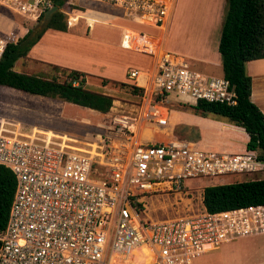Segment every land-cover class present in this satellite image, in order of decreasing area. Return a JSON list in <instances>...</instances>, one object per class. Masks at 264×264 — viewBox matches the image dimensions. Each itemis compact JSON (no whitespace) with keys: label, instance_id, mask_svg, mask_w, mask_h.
<instances>
[{"label":"built area","instance_id":"1","mask_svg":"<svg viewBox=\"0 0 264 264\" xmlns=\"http://www.w3.org/2000/svg\"><path fill=\"white\" fill-rule=\"evenodd\" d=\"M89 1L120 9L135 24L124 29L120 47L150 59L147 69L128 72L143 92L131 110L111 108L104 115L95 143L21 129L10 136L1 124L0 165L13 172L16 185L0 232V264H192L223 242L264 234V205L203 209L159 221L140 217L144 196L187 188L184 182L192 179L255 172L262 162L251 151L204 150L164 134L158 139L169 125V98L184 104L237 102L223 75H204L165 49L175 0ZM40 3L43 10L52 6L46 0H0L32 17ZM66 22L71 26L74 20L68 16ZM7 42L0 37V60ZM145 129L151 137H144Z\"/></svg>","mask_w":264,"mask_h":264},{"label":"rangeland","instance_id":"2","mask_svg":"<svg viewBox=\"0 0 264 264\" xmlns=\"http://www.w3.org/2000/svg\"><path fill=\"white\" fill-rule=\"evenodd\" d=\"M220 2V0H175V13L165 32V49L184 56L193 70L207 76L222 75L221 66L216 60L218 51L217 49L215 51L216 35L214 33L219 38L228 4L227 0H225L224 6ZM45 7L40 3L38 15L32 17V15H24L0 4V37L11 39L25 34L28 30L36 31L40 23L38 21L39 14ZM220 17H222L221 24ZM136 27L145 30L142 26ZM99 28H103L102 31H107L103 34L105 38L111 39L110 44L105 42L104 45L86 43L85 45L50 46L47 44L50 42V38H45L42 44L46 45L47 54L59 59V62L64 64L74 65L79 62L83 67H87V64L93 69L102 67V72L106 76L111 74V77L115 78L122 75L123 68H126V73L118 82H130L128 78L130 70L147 69L150 66L151 61L148 57L119 47L116 48L114 39L118 35L117 31L107 30L106 27ZM210 32L213 35L208 42ZM52 47L56 50L54 53H52ZM14 69L18 72L37 74L46 78H51L54 75L61 79L65 77L53 65L35 59H20L16 62ZM104 78L110 79L97 74L91 75V77L87 76L85 86L112 96L114 100L111 108L113 110L116 108L131 110L133 104L138 102V97L119 85L111 83L104 85L102 83ZM165 104L170 110L169 125L158 133V139H163L162 134H164V139L174 136L194 142L195 140L192 138L196 137L195 139H197L198 133L194 129H189L187 118L199 116L194 114L189 105L174 98L165 100ZM176 113L186 116V120L174 118ZM104 115H99L96 111L75 104L67 102L65 104L57 98L32 95L10 87L0 86V127L2 124L3 128L9 129L7 133L10 136L19 135V132L16 131L31 132L33 128H38L45 132L43 133L48 139L56 134L52 132L55 131L57 134L58 132L62 133L60 135L65 138L95 143L92 142V138L102 130L101 124L104 121ZM205 119L224 121L223 118L211 114ZM38 129L33 130L35 132ZM147 133L152 135L151 131ZM77 143L81 145L80 142ZM236 143L238 146L243 144L241 140ZM236 150L237 147L227 151L237 152ZM260 178H264V169L262 168L251 173L188 180L184 182L187 188L144 196L145 198L142 200L144 205L139 214L142 219L150 221L196 214L204 209L202 191L205 186ZM192 264H264V234L244 236L223 242L194 257Z\"/></svg>","mask_w":264,"mask_h":264},{"label":"trees","instance_id":"3","mask_svg":"<svg viewBox=\"0 0 264 264\" xmlns=\"http://www.w3.org/2000/svg\"><path fill=\"white\" fill-rule=\"evenodd\" d=\"M51 5L64 8L68 0H46ZM228 8L221 29L218 52L221 57L223 76L229 80L237 96L235 105L197 101L187 104L194 114L201 117L215 115L226 118L248 134L246 150L255 151L257 160L264 164V114L251 101V78L246 74L245 64L250 60L264 58V0H227ZM70 8H76L70 6ZM46 10V9H45ZM43 10L38 21L43 18ZM67 16L60 9L52 14L41 31L28 30L21 36L8 39L0 60V86L48 98H57L84 108L106 114L112 107L113 97L85 86L84 72L53 66L61 74L46 78L37 74L18 72L15 63L26 59L30 49L47 29L67 31ZM138 95L143 89L130 82L102 79ZM191 129V128H189ZM16 180L13 172L0 165V232L7 224L13 200ZM202 204L207 212H218L264 205V178L205 186ZM141 206V204H140Z\"/></svg>","mask_w":264,"mask_h":264},{"label":"crops","instance_id":"4","mask_svg":"<svg viewBox=\"0 0 264 264\" xmlns=\"http://www.w3.org/2000/svg\"><path fill=\"white\" fill-rule=\"evenodd\" d=\"M25 3H34L35 0H19ZM45 1V0H42ZM221 5L225 3V0H220ZM70 6H75L76 8H70ZM224 8V7H223ZM67 16L72 17L74 20L71 26H67V31H57L54 29H47L39 41L30 49L27 58L36 61H44L48 65L58 66L60 68H66L70 70H77L80 72H84L88 74L90 77L91 75H101L102 77H109L110 80L119 81L124 73H126V68H123L122 75L119 77H111L106 76L105 73L102 72L101 69H93L87 64V67H83L79 64H64L63 62H59V59L51 57V55L47 54V47L46 45L42 44L45 38L49 39L50 46H60V45H85L87 44H102L104 45L105 42L110 44V40L105 38L102 31L103 28L99 27H106L107 30H115L118 32L117 37L114 39V43L116 48L120 47V40L122 37V33L125 28L133 27L135 24L130 22L129 20L125 19L121 15V10L106 4L93 2L89 0H68L66 6L64 8H60ZM45 12V11H44ZM175 10H173L172 18L174 16ZM222 16V15H221ZM220 17V24H221ZM221 29V26H220ZM221 34V30H220ZM219 34V38H220ZM212 32L209 33L208 42H210V38L212 36ZM215 36V51H218V43L219 38L216 33ZM214 39V40H215ZM49 46V45H47ZM122 49V48H121ZM52 53L56 50L51 48ZM51 54V53H50ZM146 59V58H145ZM217 62L221 66V57L218 52V57L216 58ZM84 61V59H83ZM16 64V63H15ZM15 67V66H14ZM98 69V70H97ZM143 68H139L141 71ZM145 70V69H143ZM245 71L248 76L251 78V93L250 99L251 101L259 108V110L264 114V58L262 59H255L246 62L245 64ZM221 74L223 75L222 66H221ZM220 75V76H222ZM141 83L143 78L138 79ZM87 83V82H86ZM60 100V99H59ZM62 101V100H61ZM66 104L65 101H62ZM68 103V102H67ZM72 104V103H71ZM78 106V105H77ZM84 108V107H83ZM92 110V109H89ZM95 111V110H93ZM97 112V111H96ZM99 115L101 113L97 112ZM176 119L186 120V116L179 113H176ZM206 117H196L187 118L189 122H187V126L189 128L194 129L197 131V139L192 138L195 140L194 143L202 149L205 150H220V151H227L237 147V152L234 153H241L246 150V144L249 140L248 134L244 131L243 128L234 125L232 122L228 121L226 118L216 119V120H207ZM222 118V117H221ZM38 129V128H33ZM28 131V133L32 134L34 130ZM45 131H52L50 129H44ZM36 131H42L40 129ZM57 134V132L52 131ZM62 133L58 132V135ZM241 140L243 142L242 146L237 145V141ZM229 152V151H227ZM254 152L256 155L257 153ZM262 169H264V164L262 163Z\"/></svg>","mask_w":264,"mask_h":264},{"label":"water","instance_id":"5","mask_svg":"<svg viewBox=\"0 0 264 264\" xmlns=\"http://www.w3.org/2000/svg\"><path fill=\"white\" fill-rule=\"evenodd\" d=\"M60 8L56 5H52L51 7L47 8L44 12L43 18L40 21L37 30L41 31L45 28V26L48 24V22L50 21V18L52 16L53 13H55L56 11H58Z\"/></svg>","mask_w":264,"mask_h":264},{"label":"bare ground","instance_id":"6","mask_svg":"<svg viewBox=\"0 0 264 264\" xmlns=\"http://www.w3.org/2000/svg\"><path fill=\"white\" fill-rule=\"evenodd\" d=\"M148 131H150V130H146V129L144 130V132H143L144 137L149 138L148 136H152V135H148V133H147Z\"/></svg>","mask_w":264,"mask_h":264}]
</instances>
